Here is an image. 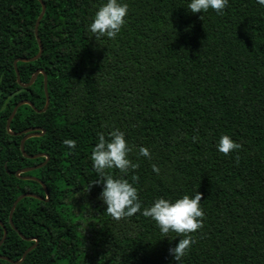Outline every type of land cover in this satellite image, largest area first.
<instances>
[{
    "label": "trees",
    "instance_id": "1",
    "mask_svg": "<svg viewBox=\"0 0 264 264\" xmlns=\"http://www.w3.org/2000/svg\"><path fill=\"white\" fill-rule=\"evenodd\" d=\"M0 0V255L23 264H200L184 231L200 196L220 209L225 264H264V66L245 47L207 40L231 13L230 0ZM200 8L199 14L193 9ZM142 53L137 55V53ZM228 55V59L224 56ZM233 79L235 83H233ZM111 126L110 146L84 161L57 144L76 115ZM5 231L7 232L6 237ZM4 239V240H3ZM0 264H11L0 259Z\"/></svg>",
    "mask_w": 264,
    "mask_h": 264
},
{
    "label": "clouds",
    "instance_id": "2",
    "mask_svg": "<svg viewBox=\"0 0 264 264\" xmlns=\"http://www.w3.org/2000/svg\"><path fill=\"white\" fill-rule=\"evenodd\" d=\"M231 13L220 20L219 29L207 33L209 43L219 44L227 48L235 46L237 41L249 40L245 47L250 50L251 59L258 65L264 66V0H230ZM193 11L199 14L201 9ZM142 53L138 52L137 55ZM229 56L225 55L224 59ZM235 83V80L232 81ZM112 131L111 126L89 120L85 116L76 114L63 128L65 135L59 136L57 144L69 150L81 161L87 158L88 153L95 152L98 145L110 146L114 139L112 135H105ZM220 209L214 197L200 196L187 210L188 221L184 231L191 235L197 248L203 251L196 253L200 264H225L231 249L222 246L219 232ZM120 248L112 256L115 264H133L132 258Z\"/></svg>",
    "mask_w": 264,
    "mask_h": 264
},
{
    "label": "water",
    "instance_id": "3",
    "mask_svg": "<svg viewBox=\"0 0 264 264\" xmlns=\"http://www.w3.org/2000/svg\"><path fill=\"white\" fill-rule=\"evenodd\" d=\"M38 1H39V2L41 3V5H42V12H41V14H40V16H39V18H38V20H37V22H36V27H35V34H36L37 42H38V45H39V53H38L37 56H35V57H33V58H30V59H28V58H20V59H17V60L15 61V71H16V74H17L18 83H19L22 87H24V88H29V87H31V86L35 83V81H36V79L38 78V76H39L41 73L44 74V72H43L42 70H38V71L33 75L31 81H30L28 84H23V83L21 82V79H20V73H19V70H18V67H17V63H18V62H22V63H32V62H35V61L39 60V59L41 58L42 54H43V50H44V49H43V44H42V42H41V40H40V38H39L38 31H39L40 23H41V21H42L44 15H45V12H46V5H45V3L43 2V0H38ZM44 78H45V79H44V89H45V94H46V104H45L44 109H42V110H38V109L35 108V106H34V104H33L32 102H30V101H22V102H20V103L14 108V110H13V112H12L10 118L8 119V122H7V131H8V133H9L11 136H14V137H15V136H24V138H23L22 141H21V152H22V154H23L26 158H28V159H37V158H39V157H45V159H46L45 162L42 163L41 165H38V166H36V167L26 168V169L21 170V171H19V172L17 173V177L20 178V179H24V180H33V181H37V182H39V183L42 185V187H43V189H44V194H45V199H44L43 197H41V196H39V195H36V194H33V193H25V194L21 195V196L15 201V203H14L12 209H11V213H10V224H11V226L13 227V229H15V230L18 232V234L22 237V239H24V240H26V241H28V242L33 241V239H32V238H26V237H24V236H23V235H22V234H21V233H20V232L14 227V224H13V221H12L13 213H14V211H15L17 205H18L23 199H25V198H34V199H37V200H39V201H46V202H48L49 199H50V194H49V190H48L47 186H46L43 182H41L39 179H37V178H35V177H29V176H27V177H22L21 175H22V174H27V173H30V172H33V171H36V170H38V169H41V168L45 167L46 164L49 162L50 158H49V156H47V155L29 156V155H27L26 152H25V143H26V141L29 140V139H32V138H40V137H43V136L45 135V133H46L45 130H43V129H41V128H30V129H28V130H26V131H23V132H20V133H14V132L11 131V123H12V121H13V119H14V117H15L17 111H18V109H19L21 106L28 105V106L32 107V108H33L36 112H38V113H45V112L48 110V108H49V106H50V97H49V94H48V79H47V76H46L45 74H44ZM6 234H7V232L5 231L4 239H5V237H6ZM4 239H3V240H4ZM0 245H1V243H0ZM37 246H38V240H35V244H34L33 246H31L29 249H27V251L24 253L22 259L19 260V261H13V260H11V259L5 257V256H2V255H0V259H1V260H4V261H7V262H9V263H11V264H23L24 261H25V259H26V257H27V255H28L30 252H32L34 249H36Z\"/></svg>",
    "mask_w": 264,
    "mask_h": 264
}]
</instances>
